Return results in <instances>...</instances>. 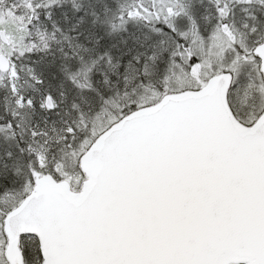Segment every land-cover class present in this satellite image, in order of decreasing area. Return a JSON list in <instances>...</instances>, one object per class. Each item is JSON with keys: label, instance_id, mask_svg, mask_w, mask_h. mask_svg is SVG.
<instances>
[{"label": "snow or ice", "instance_id": "obj_1", "mask_svg": "<svg viewBox=\"0 0 264 264\" xmlns=\"http://www.w3.org/2000/svg\"><path fill=\"white\" fill-rule=\"evenodd\" d=\"M0 264H264V0H0Z\"/></svg>", "mask_w": 264, "mask_h": 264}]
</instances>
